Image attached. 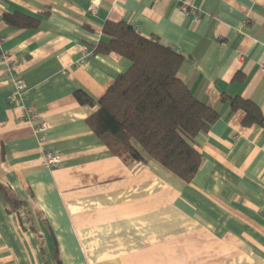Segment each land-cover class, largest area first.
I'll return each mask as SVG.
<instances>
[{"label": "crops", "instance_id": "0c3cea01", "mask_svg": "<svg viewBox=\"0 0 264 264\" xmlns=\"http://www.w3.org/2000/svg\"><path fill=\"white\" fill-rule=\"evenodd\" d=\"M14 11L38 26L3 20ZM108 20L181 53L178 77L218 112L195 137L191 181L137 142L144 161L113 154L89 126L130 63L97 52L78 64L83 45L109 39ZM263 59L264 0H0V264H264V123L244 124L229 98L264 115ZM18 78L26 91L13 98ZM46 151L60 164L46 166Z\"/></svg>", "mask_w": 264, "mask_h": 264}, {"label": "trees", "instance_id": "16d2710c", "mask_svg": "<svg viewBox=\"0 0 264 264\" xmlns=\"http://www.w3.org/2000/svg\"><path fill=\"white\" fill-rule=\"evenodd\" d=\"M3 20L21 28L39 24L37 17L19 11L4 12ZM102 31L109 39L99 41L93 53L114 52L130 63L98 100L99 108L87 117L89 126L113 154L144 161L133 145L137 142L175 175L191 181L202 162L195 137L210 128L218 112L197 99L178 77L184 56L177 50L140 35L126 21L108 20ZM74 96L81 104H95L81 89ZM229 98L233 110L245 112L244 124L264 123L262 110L253 100ZM6 197L13 205L20 203L7 191Z\"/></svg>", "mask_w": 264, "mask_h": 264}, {"label": "built area", "instance_id": "2783aa9c", "mask_svg": "<svg viewBox=\"0 0 264 264\" xmlns=\"http://www.w3.org/2000/svg\"><path fill=\"white\" fill-rule=\"evenodd\" d=\"M183 10H187L186 7L183 8ZM92 13L96 12V7L93 6L91 8ZM191 11H195L194 9ZM99 42V41H98ZM97 42V43H98ZM93 54V50L87 46V45H83L80 49V57L78 59V64L79 65H85L91 55ZM11 66L14 67L15 63L12 62ZM260 68L262 69V71L264 72V59L261 60L260 62ZM26 91V84L23 82V80L21 79H16L15 80V94L13 96V98H20L22 97V95L24 94V92ZM37 116V112L34 106H29L25 109V118L28 119H34ZM46 123H42L40 124L38 130H37V135L39 137L40 140H44L45 139V131H46ZM43 162L46 166L48 167H53L56 166L58 164H60L61 162V157L58 153L53 152V151H46L44 156H43Z\"/></svg>", "mask_w": 264, "mask_h": 264}]
</instances>
